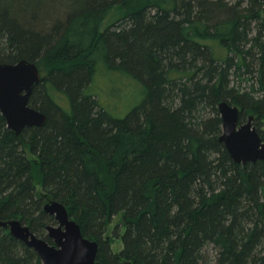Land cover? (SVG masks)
I'll use <instances>...</instances> for the list:
<instances>
[{
    "label": "trees",
    "instance_id": "16d2710c",
    "mask_svg": "<svg viewBox=\"0 0 264 264\" xmlns=\"http://www.w3.org/2000/svg\"><path fill=\"white\" fill-rule=\"evenodd\" d=\"M70 1L46 30L0 3V63L39 66L30 105L47 114L17 135L0 111V218L52 242L54 199L105 264H208L211 245L217 264H264V161L232 159L218 107L253 114L263 136V2ZM106 69L140 88L124 115L102 102ZM115 218L119 253L107 235ZM0 264L43 263L0 226Z\"/></svg>",
    "mask_w": 264,
    "mask_h": 264
},
{
    "label": "water",
    "instance_id": "95a60500",
    "mask_svg": "<svg viewBox=\"0 0 264 264\" xmlns=\"http://www.w3.org/2000/svg\"><path fill=\"white\" fill-rule=\"evenodd\" d=\"M263 21H264V0ZM39 66L26 58L15 63H0V111L9 129L19 135L25 127L43 126L47 114L30 105L32 92L40 83ZM219 112L223 121L219 140L237 163L264 161V137L254 125V115L241 122L238 105L221 101ZM44 211L55 217L56 223L47 225L52 242L38 236L20 219H1L17 239L33 248L43 264H105L97 259L99 242L86 237L80 223L72 218L67 206L54 199L44 204Z\"/></svg>",
    "mask_w": 264,
    "mask_h": 264
},
{
    "label": "rangeland",
    "instance_id": "374dc122",
    "mask_svg": "<svg viewBox=\"0 0 264 264\" xmlns=\"http://www.w3.org/2000/svg\"><path fill=\"white\" fill-rule=\"evenodd\" d=\"M0 3L12 8L13 13L19 16L23 21L25 19L31 21L33 18L31 16L35 13L38 15L36 17L37 19H35L37 20L35 24L37 27H40L41 30L48 29L56 18L64 15L71 7L70 0H0ZM123 13L124 11L117 9L105 22L103 28L116 23ZM24 16H27V18L24 19ZM35 20L33 18V24ZM111 75L113 74H110V71H107V69L101 71L98 74L97 89L101 91L100 94L103 96L102 102L106 103L110 110L119 115H124L129 110L130 106L135 103L140 88L128 82L117 84L118 81L114 78L108 80V77ZM241 122H245V120ZM28 156L32 160H35V156L30 151H28ZM37 190L43 191V187L39 182H37ZM118 221L119 218H115L114 222L109 224L107 233L111 240L112 249L117 253L123 249L122 239L113 236ZM124 231L125 228H123V232ZM205 254L207 256L208 264H217V250L212 245L206 248Z\"/></svg>",
    "mask_w": 264,
    "mask_h": 264
}]
</instances>
